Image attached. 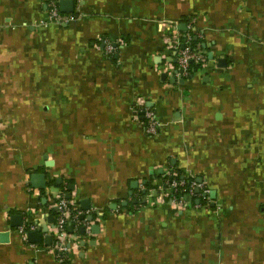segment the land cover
<instances>
[{"label":"crops","instance_id":"obj_1","mask_svg":"<svg viewBox=\"0 0 264 264\" xmlns=\"http://www.w3.org/2000/svg\"><path fill=\"white\" fill-rule=\"evenodd\" d=\"M48 1L0 0V264H264V0H71L56 24ZM193 33L206 60L181 79L172 41ZM169 174L202 189L161 200ZM67 195L80 215L60 263Z\"/></svg>","mask_w":264,"mask_h":264},{"label":"built area","instance_id":"obj_2","mask_svg":"<svg viewBox=\"0 0 264 264\" xmlns=\"http://www.w3.org/2000/svg\"><path fill=\"white\" fill-rule=\"evenodd\" d=\"M61 0H49L48 1V23L56 24L60 22H68L70 19L62 15L59 11L58 3ZM172 43L178 47L179 45L182 48L178 52L177 58V76L181 79H187L190 77V69L193 64L201 65L206 60L205 53L199 47L191 46V37L187 35L186 38L181 42L179 35L175 36ZM182 43V44H181ZM106 54H112L115 51V47L107 43L105 47ZM144 132L147 136L153 137L156 136L160 129V124L157 121V118L152 110L144 111ZM169 178H172L171 181H166L165 185L168 190H160L159 197L161 200L164 198L170 197V191L175 193L178 191L184 192L185 195L171 197V203L173 205H183L188 198L195 196V190L202 189L201 184L194 182L193 180L186 182L184 179L176 180L177 175L169 174ZM187 186V187H186ZM186 187V188H185ZM205 192V191H204ZM57 208V218L56 224L51 232L52 238L54 239V244L52 250L55 254V257L58 262L63 263L69 260L71 253L72 242L69 236L65 233L66 221L71 218L77 223L78 216L80 212L78 210L76 202L69 201L65 199L64 196L58 198L57 203L55 204ZM78 224V223H77ZM36 228L33 226H25L18 229L17 233L20 235L22 242L28 247H32L28 244V234L34 232ZM33 248V247H32Z\"/></svg>","mask_w":264,"mask_h":264},{"label":"water","instance_id":"obj_3","mask_svg":"<svg viewBox=\"0 0 264 264\" xmlns=\"http://www.w3.org/2000/svg\"><path fill=\"white\" fill-rule=\"evenodd\" d=\"M58 6H59V11L62 12V13H72L73 12V2L71 0H61L59 3H58ZM180 31H185L186 28L184 25H181L179 28H178ZM209 58H211V55H209ZM219 62V67H221L222 65H224L225 63V60L223 59H220L218 60ZM165 77V76H164ZM172 82H175V80H171ZM181 84H184V81L181 80L180 81ZM61 182V180H57L56 183L59 184ZM31 184L34 188H46V178H45V175H42V174H34V175H31ZM51 191L53 192H56L57 190L54 188H51ZM211 197L212 199L214 198V194L212 193L211 194ZM66 199H69V195H67L65 197ZM82 203H85V202H82ZM87 203V202H86ZM89 206H87L84 210H88ZM81 220H86L87 222H92L93 221V217H83L81 216L80 217ZM12 220H19V222L17 221V223H13L11 224V227H20L22 225V223L20 222V219L17 218V217H12ZM51 223V221H49ZM54 228V226H53ZM91 232L93 234H98L99 233V227L97 225H93L91 226L90 228ZM47 229H43V233H47ZM83 232V230H82ZM10 238V233L9 232H1L0 233V243L1 244H7L9 243V239ZM41 240H42V237H41V234L38 233V232H30L28 234V241L31 243V244H40L41 243ZM48 241H50V238H46V242L48 244Z\"/></svg>","mask_w":264,"mask_h":264},{"label":"trees","instance_id":"obj_4","mask_svg":"<svg viewBox=\"0 0 264 264\" xmlns=\"http://www.w3.org/2000/svg\"><path fill=\"white\" fill-rule=\"evenodd\" d=\"M190 37H191V46H193L194 48L195 47H199L201 50L203 49L202 48V41L198 38H196L195 37V34L193 33V34H190ZM200 68V65H196V64H193L192 66H191V69H190V75L192 76V74L194 73V72H196V71H198V69ZM184 179L186 182H188L189 181V179L188 178H186V177H184V176H182V175H178L177 176V178H176V180H180V179ZM171 179L172 178H169V177H166V176H164V177H162L160 180H161V184H162V188L165 190H168L167 189V186L165 185V182L168 180V181H171ZM187 187V186H186ZM185 187V188H186ZM170 193V196L172 197V196H175V197H179V196H182V195H185V193L184 192H181V191H178V192H174V191H170L169 192ZM58 215V214H57ZM56 215V216H57ZM68 261V260H67ZM67 261H65V262H67ZM65 262H63V263H65Z\"/></svg>","mask_w":264,"mask_h":264}]
</instances>
